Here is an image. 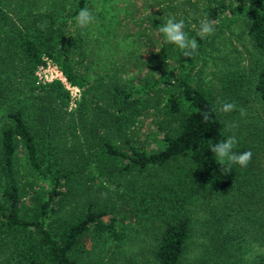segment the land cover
I'll return each mask as SVG.
<instances>
[{"label":"trees","instance_id":"1","mask_svg":"<svg viewBox=\"0 0 264 264\" xmlns=\"http://www.w3.org/2000/svg\"><path fill=\"white\" fill-rule=\"evenodd\" d=\"M86 2L73 0L69 15L75 17ZM38 3L34 2L36 11L29 6L19 14L9 7L10 1L0 0V264H80L87 261L86 250L79 248L84 237L92 247L107 246L116 254L126 238L125 215L87 202L80 211L71 209L68 217H60L66 207L63 200L73 190L83 193L91 187L104 188V182L112 181L111 172L140 174L173 164L160 185L125 183L120 200L139 224L155 219L160 223L152 247L153 263L181 264L190 235L193 200L202 192L223 195L243 180L250 188L258 187L259 196L237 197L262 209L243 216L216 210L210 239L223 231L222 244L215 245L221 247L220 264H237L239 259L228 252L233 224L237 230L242 228L239 221L250 224L259 231L262 242L252 264H264V167L255 171L252 166L262 148L254 149L244 137L235 135L238 143L234 151H251L252 158L247 168L233 166L231 170L211 153L212 145L228 134L216 104L191 83L197 52L159 76H146L136 89L110 80L90 83L64 21L54 10L43 11ZM223 14L227 18L242 16L249 41L264 52V0H218L207 7V19L215 21ZM193 38L199 50L205 39ZM46 60L55 64L69 85L80 89L73 108L69 91L60 81L35 84V71ZM167 83L171 89L161 111L172 119V130L162 132L156 149H147L130 140L125 131L132 119L148 108L150 96ZM252 92L264 103V59L256 66ZM19 153L29 175L44 186L34 206L29 202L35 198L26 202L22 197ZM86 264L107 263L93 259Z\"/></svg>","mask_w":264,"mask_h":264},{"label":"rangeland","instance_id":"2","mask_svg":"<svg viewBox=\"0 0 264 264\" xmlns=\"http://www.w3.org/2000/svg\"><path fill=\"white\" fill-rule=\"evenodd\" d=\"M6 1H10L9 7L13 11L17 10L19 14L29 6L36 11L34 2H41L38 4L43 11L47 8L50 11L54 10L64 21L70 35L74 37L76 54L82 58V64L87 68L90 83L95 79L110 80L129 89L138 88V82L146 76H159L167 68L183 64L187 59L182 56L180 50L164 42L155 30L159 24L162 25L170 16L175 17L176 20L183 19L186 24L185 31L193 38L197 35L200 21L206 18L207 7L218 2V0H87L84 9L90 10L95 19L87 28L80 29L75 25V17L69 15L73 11V0ZM224 1L233 2L234 0ZM18 4H21V7H18ZM10 16L15 17L13 14ZM214 22L215 32L204 38V44L197 51L196 64L190 80L196 88L213 100L217 108L221 102L235 105V111L220 114L225 125V132L227 136L244 137L254 149L262 148L259 154L255 155L258 158L252 165L255 171L262 170L264 167V103L259 102L254 96L252 82L256 66L260 65L264 59V52L249 41L242 16L227 18L223 14ZM193 25L197 27L193 28ZM62 78L51 61H47L35 71V84L52 80L63 82ZM170 89V83L162 84L150 96L148 108L135 116L125 131L130 140L141 143L147 149H156L160 145L162 132L172 130L170 127L173 125L172 119L161 111ZM68 90L71 95L69 105L73 108L81 91L75 87ZM230 124H235L236 127H227ZM76 133L79 140H83L78 130ZM19 157L18 172L24 179L22 197L26 202L31 197L35 198L29 202V205L34 206L42 197L44 186L41 181L34 180L29 175L21 153ZM176 164H183V162ZM174 165L149 168L140 174L130 172L124 176L111 172L112 181L104 182V188L91 187L83 193L73 190L63 200L67 211H61L60 217H68L71 209L80 211L87 202H93L95 206L125 215L122 226L126 229V238L116 250V254H112L113 250L107 246L92 247L87 237H84L79 248L86 250L87 261L98 259L107 264H154L152 247L161 230L160 223L155 219L154 222L147 221L139 224L135 221V215L126 212V206L120 200L125 195L123 192L125 183L160 185L167 179ZM137 180L140 182L137 183ZM26 182L28 186L29 183L32 186L28 188ZM247 184H249L248 181H238L236 187L234 186L223 195L202 192L193 200L190 205V235L181 264L221 263V247H215V245L222 244L221 236H225V233L222 231V235H214L210 239L215 228L216 210L223 209L231 211L232 216H243L262 209L257 203L249 206L250 204L243 203L237 197L243 194H250L248 199L259 196L258 187L250 188ZM262 195L264 196V191ZM262 195H260L261 198ZM239 222L242 228L238 230L236 224H233L228 252L239 259L237 264H252L254 257L262 250L259 231L251 228L250 224ZM256 224L258 225V222ZM87 261H82L80 264H86Z\"/></svg>","mask_w":264,"mask_h":264},{"label":"clouds","instance_id":"3","mask_svg":"<svg viewBox=\"0 0 264 264\" xmlns=\"http://www.w3.org/2000/svg\"><path fill=\"white\" fill-rule=\"evenodd\" d=\"M94 16L88 9H80L75 16V25L80 29H85L94 22ZM215 22L210 19H202L198 26L197 35L201 38H206L215 32ZM196 28V25L192 26ZM186 24L183 19L176 20L175 17H168L165 22L155 29L162 37L165 43L174 46L180 50L183 57L191 58L198 50V42L195 38H192L185 31ZM235 105L229 102H221L217 108V112L220 114H228L235 111ZM243 115V113H241ZM203 120L207 122L209 115L205 113ZM227 127L235 128V124L227 125ZM238 143L235 135L228 136L226 139L221 140L218 143L212 145L210 151L215 155L217 160L222 166H225L228 170H231L233 166L240 168H247L251 158V151H244L237 153L234 151L236 144Z\"/></svg>","mask_w":264,"mask_h":264},{"label":"built area","instance_id":"4","mask_svg":"<svg viewBox=\"0 0 264 264\" xmlns=\"http://www.w3.org/2000/svg\"><path fill=\"white\" fill-rule=\"evenodd\" d=\"M47 61H49V60H46L45 61V63L47 62ZM39 67H42V66H39ZM57 68V67H56ZM59 71V70H58ZM60 73V72H59ZM61 74V73H60ZM63 77V76H62ZM63 80V82H61L60 80H58V81H60L61 83H64L63 85H64V87L66 88V89H68V88H73V87H71V85L69 86V84L65 81V79L64 78H62ZM76 88V87H75ZM69 91V90H68ZM69 94H70V92H69ZM71 96V95H70Z\"/></svg>","mask_w":264,"mask_h":264}]
</instances>
